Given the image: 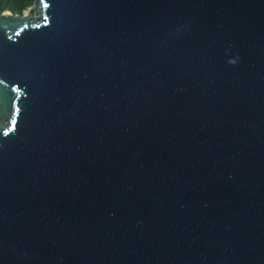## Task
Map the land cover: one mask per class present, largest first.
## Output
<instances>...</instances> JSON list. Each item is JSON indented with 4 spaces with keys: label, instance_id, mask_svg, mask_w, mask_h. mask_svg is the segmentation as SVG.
Returning <instances> with one entry per match:
<instances>
[{
    "label": "water",
    "instance_id": "1",
    "mask_svg": "<svg viewBox=\"0 0 264 264\" xmlns=\"http://www.w3.org/2000/svg\"><path fill=\"white\" fill-rule=\"evenodd\" d=\"M0 81V264H264V0H33Z\"/></svg>",
    "mask_w": 264,
    "mask_h": 264
},
{
    "label": "trees",
    "instance_id": "2",
    "mask_svg": "<svg viewBox=\"0 0 264 264\" xmlns=\"http://www.w3.org/2000/svg\"><path fill=\"white\" fill-rule=\"evenodd\" d=\"M32 3L33 0H0V13L8 10L21 15Z\"/></svg>",
    "mask_w": 264,
    "mask_h": 264
},
{
    "label": "rangeland",
    "instance_id": "3",
    "mask_svg": "<svg viewBox=\"0 0 264 264\" xmlns=\"http://www.w3.org/2000/svg\"><path fill=\"white\" fill-rule=\"evenodd\" d=\"M30 14H31L32 16H36L32 11L30 12Z\"/></svg>",
    "mask_w": 264,
    "mask_h": 264
},
{
    "label": "snow or ice",
    "instance_id": "4",
    "mask_svg": "<svg viewBox=\"0 0 264 264\" xmlns=\"http://www.w3.org/2000/svg\"><path fill=\"white\" fill-rule=\"evenodd\" d=\"M0 82H2V81H0Z\"/></svg>",
    "mask_w": 264,
    "mask_h": 264
}]
</instances>
